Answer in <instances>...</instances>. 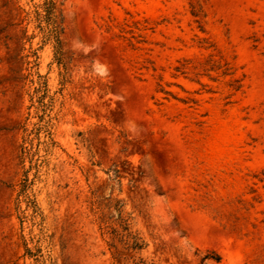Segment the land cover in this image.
Returning <instances> with one entry per match:
<instances>
[{"label":"rangeland","instance_id":"obj_1","mask_svg":"<svg viewBox=\"0 0 264 264\" xmlns=\"http://www.w3.org/2000/svg\"><path fill=\"white\" fill-rule=\"evenodd\" d=\"M54 1L59 53L0 0V264H134L119 213L145 264H264V0ZM31 95L57 147L23 166Z\"/></svg>","mask_w":264,"mask_h":264},{"label":"trees","instance_id":"obj_2","mask_svg":"<svg viewBox=\"0 0 264 264\" xmlns=\"http://www.w3.org/2000/svg\"><path fill=\"white\" fill-rule=\"evenodd\" d=\"M54 0H40V3L35 6L34 12V21L37 24V29L42 34L45 41H53L54 48L57 52L60 51L61 41L60 34L62 32L61 21L58 20L56 15ZM192 16L198 17L196 14L195 7L192 6ZM199 23V21H197ZM213 56H211L210 62L211 64L210 70L220 71L221 76H232L233 72H231V67H229V63L220 56L218 61H213ZM35 94V93H34ZM31 106L30 109L33 112H29V119H33L34 121H29L25 126H22L21 131V143L19 145V155L18 160L21 165L24 166V162L28 159V157L35 156L39 150V147L42 146L47 153H52L53 150L57 147V142L55 141L54 136V121L56 120L55 115L53 114L52 105L49 108V111H43L42 114H39V105L36 97L33 95L30 96ZM42 134V136H41ZM42 139V140H41ZM37 143V144H36ZM37 145V147H36ZM35 151L31 152L30 148ZM35 162L31 163V166L34 165ZM28 177L21 184V188L17 192L16 200L17 202H21V198L24 199V202L27 205L28 209H32L34 212V217H40L41 211L34 199L33 194L28 192ZM118 228H107V234L110 235L111 241L107 243L108 247L116 250V243L122 245L123 249L131 252L132 255L129 256V259L134 264H145V262L136 257L140 252L146 247L143 239L138 235V233L132 231L130 218L129 216H124L119 213L118 218ZM211 258L215 261H219V256H205L203 259Z\"/></svg>","mask_w":264,"mask_h":264}]
</instances>
